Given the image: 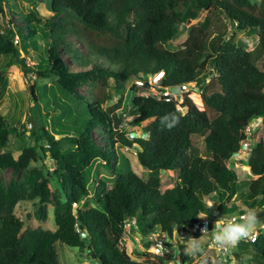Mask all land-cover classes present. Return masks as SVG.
Here are the masks:
<instances>
[{"label": "trees", "instance_id": "1", "mask_svg": "<svg viewBox=\"0 0 264 264\" xmlns=\"http://www.w3.org/2000/svg\"><path fill=\"white\" fill-rule=\"evenodd\" d=\"M47 2L49 17L42 16L37 5L26 8L17 1L0 0L3 14L11 10L26 24L0 33V63L4 57L11 58L27 75L56 79L42 94L36 85L30 86L42 120L32 132L35 145L23 150L17 159L11 151L0 154V170L14 174L27 171L23 183L12 181L7 187L0 183V264H60L59 243L87 251L95 264H175L168 259L179 255L183 264L190 263L185 243L174 245L172 241L178 235L201 237L191 229L202 217L209 219L212 234L220 218L232 215L226 199L238 194L240 176L228 164L248 138L247 128L259 119L262 122L255 136L251 134L254 143L248 159L242 162L256 179L251 181L247 197L238 196L245 198L252 210L264 207V0L259 5L251 0ZM203 12L216 17L223 14L235 32L257 33L256 48L248 51L246 43L236 41V34L212 38L211 16L188 29L187 24ZM40 27L47 39L44 47L35 39ZM185 32L187 37L179 49L172 50L171 45ZM16 36L22 50L15 43ZM70 36L78 39L75 44L68 41ZM30 46L38 51L39 62L34 67L21 55V51L29 55ZM66 55L78 62L76 69ZM162 71L165 77L158 85L160 90L196 80L203 83L205 111L186 97L188 113L183 116L175 101L139 96V87L134 85L131 92L138 118L133 124L140 128L148 122L144 128L148 136L132 137L125 131L126 120L117 114L129 82ZM213 73L216 76L207 84ZM4 83L0 71V88ZM89 85L93 101L80 93ZM112 88L114 94H108ZM115 95L120 97L118 103L106 107ZM41 100L46 106L44 115ZM58 112L73 117L72 126L50 118ZM164 117L171 128L162 123ZM49 120L51 124L54 121L52 131L47 129ZM23 129L25 134L27 126ZM14 133L17 130L9 129L0 118L1 150L9 146ZM196 136L204 137L207 156L195 154ZM121 146L136 151L139 162L149 171L147 179L120 157ZM40 163L43 166H32ZM98 167L114 170L112 188L99 174L93 177ZM162 172L177 176V183L163 188ZM209 197L214 200L211 206L206 201ZM89 198L93 206L84 208ZM27 201L38 202L37 216L44 222L49 205H53L56 230L40 227L22 233L25 223L16 219L14 212L18 204ZM131 219L142 238L150 233L164 238L172 255L157 257V263L149 257L134 260L120 247L125 223ZM250 250L254 256L244 260L241 252ZM232 253L241 264H264V233L254 244L239 242ZM233 257L219 264H233Z\"/></svg>", "mask_w": 264, "mask_h": 264}, {"label": "rangeland", "instance_id": "2", "mask_svg": "<svg viewBox=\"0 0 264 264\" xmlns=\"http://www.w3.org/2000/svg\"><path fill=\"white\" fill-rule=\"evenodd\" d=\"M11 1H17L18 5H23L26 8H32L34 5L38 6L39 12L42 14V16L49 17L51 15L50 10V3L47 2V0H11ZM254 5H259L261 0H251ZM7 7L6 5L4 6ZM8 9V7H7ZM10 10V9H9ZM11 11V10H10ZM10 11H8V14L5 15L0 11V33H7L9 30H13L16 25H19L20 27H25V21L24 18L21 16H17L15 14H12ZM208 16L212 17V24L210 25L209 31L212 34V38L214 36L219 35H225L227 38H231L233 34H236V41L244 42L246 43L248 51H251L255 49V47L258 44V35L257 33H253L250 36H248L244 32H235L234 28L232 27L229 19L225 17L223 14L217 15L218 17L214 16L212 13L203 12L201 14V17L196 21H191V23L187 24L188 29L191 26L197 25L199 22L204 23L206 21V18ZM36 29H38L39 26L34 25ZM42 30H44L42 27H40V33L39 35L35 36V39L37 40L38 44L42 47H44L47 44V39H45L43 34H41ZM187 32H185L184 35H181V37L174 42L171 45L172 50H177L178 45L182 43V39L184 36L187 37ZM78 40L76 37L73 38L70 36L68 38V41L71 44H75V41ZM15 43L18 45V48L22 50V44L20 41V38L18 36L15 37ZM38 45V47H40ZM83 47V46H82ZM65 47H63L64 49ZM77 50L80 48L78 46H75ZM29 55L21 51L22 57H26L28 65H33L32 67L36 66L39 62L37 58L38 52L34 46L29 47ZM83 52H86L85 49L82 50ZM67 61H70L71 59L70 55H66ZM69 57V58H68ZM72 68L76 69L79 65L78 62H75L71 59V62H69ZM262 66V64H260ZM0 71L3 73L5 77V83L0 88V118H2L5 121V126L9 129H15L17 130V133L12 134L11 136V142L8 147L5 149H0V154L5 153L6 151H11L14 153V157L17 159L28 147H33L35 145V138L32 136V132L34 131V127L36 125H39L42 120L40 119V115L38 114L37 110V104L34 101L33 93L30 89L31 85H36L37 89L36 91L40 94L43 93L44 89H47L48 91L56 84V79L53 78H39L38 76L34 75L33 73L26 74L20 67L18 63H16L11 58H2L0 63ZM212 76H216L215 73L211 74L208 78V82L211 81ZM114 83V82H113ZM133 86V83L131 81L129 82V85L125 91V99L122 109L117 111V114L120 115L122 118L126 120L127 126L125 128V131L130 136L132 133V137H136L139 135H143V137H147L148 135L144 133V128L148 124V122H144L140 128L136 127L133 123L138 118V112L133 106V99L135 95L131 92V87ZM115 88L107 90L108 94H114ZM80 93L83 95V97L88 101H93V93H92V86L89 85L88 87L81 89ZM142 92H139V95H141ZM193 97V98H192ZM201 102H203V98L199 94H191V99L194 102V104L200 109H204V102L203 106H200V99ZM120 97L118 95H115L114 97H111V99L106 103V107H110L114 104H117ZM180 102H182L181 99H179ZM41 108V114L44 115L46 111V106L44 104V100H41L40 103ZM74 109H76L75 104L73 105ZM183 114L187 113V108L183 107L180 108ZM76 112V111H75ZM76 115V113H75ZM52 120H61L62 124H68L72 126L73 121L71 120L73 117L70 116H63L62 113H56L52 114L50 117ZM261 120L254 121L253 126L256 127L257 125L261 124ZM54 121H52V124ZM52 124L48 123V128L50 131H52ZM27 126V130L24 133L23 127ZM258 128V127H256ZM18 134L21 135V137H18ZM60 136H57V139H60ZM249 144V143H248ZM253 146V143L245 148L242 145L241 148V156L234 157L233 161L229 162V167L236 168L240 179L237 186V193L239 195H244L247 197L250 193L249 188L251 185V181L253 179H256L250 172L249 168L242 165L243 160H246L248 157V153L250 148ZM193 147L195 154H198L200 156H207V151L205 147L204 137L202 136H196L194 137L193 141ZM41 151V150H39ZM118 153L120 157H125L131 166V169L137 173L140 177L143 179H147L149 177V171L145 169L141 163L139 162L137 153L134 149L125 148V147H119ZM32 166H43V164H33ZM51 169H54L53 165H50ZM27 171H21L17 174H14L12 170H0V183L3 184L5 187L9 186L12 181H16L18 183H23L24 178ZM114 170L113 169H106L104 167H98L96 169V172L94 173L93 177L97 174L100 175L101 178L105 179L108 182V187L112 188L113 184L115 182L116 177L113 176ZM163 188L172 187L177 183V176L172 177V174L167 172H162L161 175ZM56 185V184H55ZM93 189H95L96 185L91 184ZM238 194L232 198L226 199V203L230 206L232 209V215L235 216L240 214V211H245L246 218L250 219L249 214H254L256 221H258L257 227L255 228V232H258L259 234L263 233L264 228L260 227V224H264V207L262 208H256L254 210L250 209L249 203L245 202V198H241V196H238ZM91 198V197H90ZM87 199L85 201L86 205H84V208H88L93 206L92 199ZM261 197H258L257 201H259ZM207 204L209 206L213 205L214 200L213 198L209 197L206 198ZM53 205H49L48 207V219L47 221H42L37 216L39 211V204L35 201H27L20 203L15 208V218L18 220H22L25 223V226L23 228V232L26 230H33L38 229L40 227L47 229V230H56V224L54 220V212H53ZM202 219H205V217H202ZM242 222V221H241ZM133 226L135 229L136 226L134 224H131V226H128L125 229V235L123 236V242H120V245L122 248H125L127 252L131 255V257L136 261H145L147 257H149L153 262H158L159 260L154 255V249L153 245L151 243H147V238H141V235L137 233V230L135 231L133 229ZM148 232V231H147ZM158 235V234H157ZM150 237L154 236L153 233L149 234ZM153 238V237H152ZM150 239V238H149ZM210 237H202V238H187L182 236H177L176 239L172 241L174 245L177 244H184L187 246V248L190 251H186L187 253L192 254L193 259H190L191 262L187 264H207L209 262H213L216 264H219V256L217 255V250H212L211 245H209ZM191 247L195 248V250H192ZM57 250L59 253L60 258V264H95L94 260H91L87 256V251L76 249V248H70L64 244L59 243L57 245ZM242 258L250 259L252 256H254V253L252 250L250 251H244L241 252ZM233 264H241L238 262L235 258L233 259ZM168 261H171L172 263L178 264L179 258L177 257L176 260L173 258H169Z\"/></svg>", "mask_w": 264, "mask_h": 264}, {"label": "clouds", "instance_id": "3", "mask_svg": "<svg viewBox=\"0 0 264 264\" xmlns=\"http://www.w3.org/2000/svg\"><path fill=\"white\" fill-rule=\"evenodd\" d=\"M191 22V21H190ZM258 40H259V38H258ZM256 48V47H255ZM213 71V70H212ZM160 73H163V76H162V78H161V81L164 79V77H165V72L164 71H162V72H160ZM160 73H158V74H160ZM158 74H147V75H142L140 78H138V79H135V80H132L131 81V83H133V86L134 85H136L135 84V82H136V80H139V79H143V78H146L148 75H158ZM210 77V76H209ZM214 77L212 76V79H213ZM212 79H211V81H212ZM208 78H207V84H209L210 82H208ZM161 81H160V83H161ZM159 83V84H160ZM158 84V85H159ZM184 84H188V85H190V91L188 92V93H186V94H184L183 95V101L182 102H180L179 101V99H181V96H180V93H178V92H176V89L179 87V86H181V85H184ZM184 84H180V85H178L176 88H174V89H166V90H172V92H176L177 93V95H178V98H175V96H171L170 98H171V100L170 101H175L176 103H177V109H178V111L184 116V115H186L187 113H188V108L186 107V106H184V103H185V99H186V97H189L190 99H191V94H199V95H201V97L203 98V91H204V84L203 83H200L199 82V80H196V81H194V82H192V83H184ZM158 85H157V89L159 90V91H165V90H160L159 88H158ZM132 86V87H133ZM137 86V85H136ZM131 87V88H132ZM138 87V86H137ZM139 92H142V94L141 95H139V96H143V97H147V96H145L144 95V93H143V90H141V89H139ZM149 97H152V98H156V99H158L157 98V96H149ZM193 98V97H192ZM162 99H165V98H162ZM166 99H168V98H166ZM192 100V99H191ZM203 102H204V100H203ZM194 103V102H193ZM183 107H185V108H187V113L186 114H183L182 113V111H181V109L180 108H183ZM197 107V106H196ZM198 108V107H197ZM199 109V108H198ZM200 110V109H199ZM200 111H205V104H204V109L203 110H200ZM167 120H168V118L167 117H164L163 118V120H162V123H165V125L168 127V128H171L173 125L171 124V123H167ZM253 124H254V122H253ZM253 124L251 125V126H249L248 128H251L252 130H253V132H252V134L255 136V132H256V130L258 129V128H256V127H259V125H257L256 127H254L253 126ZM247 128V129H248ZM246 133H247V130H246ZM132 134H134V133H132ZM252 135V137H253V143H254V136ZM142 137H143V135H142ZM247 137H248V134H247ZM247 141V138H246V140H245V142ZM245 142L244 143H242V145H243V147H245V148H247V147H249V146H246V144H245ZM250 150H251V148H250ZM250 150H249V152H250ZM248 156H249V153L247 154ZM239 156H241V153H238L237 155H235V157H239ZM247 159H248V157H247ZM245 161V160H244ZM233 167V166H232ZM247 168H249V167H247ZM250 169V168H249ZM249 172L252 174V172H251V170H249ZM237 197V196H236ZM246 215V213H241L240 212V214H238V215H235V216H229V217H222V218H220L219 220H221V219H225V218H228V219H230V218H232V217H241V216H245ZM249 216H250V219H248V218H245V217H241V221L242 222H240V223H235V224H233V223H228L227 225H225V226H222V227H219V228H217L215 231H213L212 232V234H207V235H201V237H199V238H202V237H207V236H209V237H212V239H213V241L216 243V245L218 246V247H220V248H222V249H227V248H229V247H232V250H233V248L235 247V246H237L238 245V243H239V241L240 240H242V239H244V238H247L249 235H250V233L251 232H255L254 230H255V228L257 227V224H258V221H256V219H255V216H254V214H249ZM204 220H208L209 221V219H207V218H205V219H202L201 221H204ZM218 220V221H219ZM218 221H217V223H218ZM126 224H128V226H131V224H134L135 225V221L134 220H129V221H127L126 223H125V229H126ZM260 227H262V228H264V224H260L259 225ZM216 227H217V224H216ZM133 229L136 231L137 229H135L134 228V226H133ZM207 231V230H206ZM137 233L138 234H140L138 231H137ZM263 233H264V231H263ZM154 235H156L155 233H153ZM125 235V234H124ZM260 235V234H259ZM124 238V237H123ZM142 238V237H141ZM149 238H151L149 235H148V241H147V243H151L152 244V242L150 241V239ZM143 239V238H142ZM195 239H198V238H195ZM121 241H123V239L121 240ZM246 243H248V242H246ZM153 245V244H152ZM120 247H121V245H120ZM187 252L188 251H190L189 249H185ZM188 257H190L191 259H193V257L192 256H190L189 255V253H188ZM232 257H233V253H232ZM233 259H234V257H233ZM234 261V260H233ZM211 263H213V262H211Z\"/></svg>", "mask_w": 264, "mask_h": 264}, {"label": "built area", "instance_id": "4", "mask_svg": "<svg viewBox=\"0 0 264 264\" xmlns=\"http://www.w3.org/2000/svg\"><path fill=\"white\" fill-rule=\"evenodd\" d=\"M163 76V73H160L158 75H148L146 78L136 80L135 84L139 87V89L143 90V93L145 96H157L158 99L162 98H168L167 100H171V96H175V98H178V95L176 92L180 93L181 100L183 101V95L188 93L190 91V85L184 84L179 86L176 89V92H172V90H165V91H159L157 89V85L160 83L161 78ZM253 130L251 128L247 129L248 138L245 142L246 146H250L253 143V137L251 136ZM249 143V144H248ZM245 217L246 216H241ZM241 217H232L230 219L225 218L221 219L217 223V228L227 225L228 223H240ZM210 223L208 220L201 221L200 224L196 225L194 229H191L193 234H201V235H207L210 233ZM128 227V224H126V228ZM207 230V231H206ZM153 237V238H152ZM150 238V241L153 244L154 249V255L156 257H161L167 259L169 256L172 255V251L167 248L165 245V239L154 235ZM259 233L258 232H251L250 235L247 238H244L240 240L239 242H248L251 244H254L258 241ZM124 243V241H121ZM209 245H211L212 250H217V255L219 256V261L228 263L229 258L232 256V247H229L227 249H222L216 245V243L213 241L212 237H210ZM192 250H195V248L191 247ZM190 256H193L189 253ZM179 258L178 264L182 263V256H177ZM177 258H175L176 260ZM176 264V263H175Z\"/></svg>", "mask_w": 264, "mask_h": 264}, {"label": "water", "instance_id": "5", "mask_svg": "<svg viewBox=\"0 0 264 264\" xmlns=\"http://www.w3.org/2000/svg\"><path fill=\"white\" fill-rule=\"evenodd\" d=\"M189 23H191V22H189ZM147 241H148V239H146ZM93 257H95V256H93Z\"/></svg>", "mask_w": 264, "mask_h": 264}]
</instances>
